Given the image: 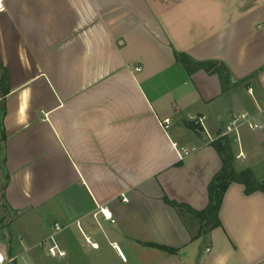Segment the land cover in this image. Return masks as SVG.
<instances>
[{
  "label": "crops",
  "instance_id": "obj_1",
  "mask_svg": "<svg viewBox=\"0 0 264 264\" xmlns=\"http://www.w3.org/2000/svg\"><path fill=\"white\" fill-rule=\"evenodd\" d=\"M263 110L264 0H0V264H264V191L192 212L223 167L195 120Z\"/></svg>",
  "mask_w": 264,
  "mask_h": 264
},
{
  "label": "trees",
  "instance_id": "obj_2",
  "mask_svg": "<svg viewBox=\"0 0 264 264\" xmlns=\"http://www.w3.org/2000/svg\"><path fill=\"white\" fill-rule=\"evenodd\" d=\"M185 64L187 70L192 73L200 69L210 70L216 66L215 64H196L191 62L186 57H179ZM218 73L220 70H217ZM231 82V79H229ZM213 147L217 149L221 158L223 167L222 170L215 176L209 187L210 203L207 209L203 212L192 211L202 222L203 227L200 235H205L209 231L220 227L221 221L219 218L220 209L223 204L224 196L232 183H240L245 185L246 193L251 195L258 191H264V183L258 181L251 169H246L238 172L234 166L235 153L234 142L231 139H222L214 142ZM160 248L159 246H155Z\"/></svg>",
  "mask_w": 264,
  "mask_h": 264
},
{
  "label": "built area",
  "instance_id": "obj_3",
  "mask_svg": "<svg viewBox=\"0 0 264 264\" xmlns=\"http://www.w3.org/2000/svg\"><path fill=\"white\" fill-rule=\"evenodd\" d=\"M137 71H141V69L138 68ZM248 91L252 95V89L250 88ZM261 114L264 115V110L261 112ZM204 121L205 118H198L195 120V124L203 128L207 138V142L209 144H213L214 142L222 139H231L232 141L239 143V145L241 146V132L244 127H248L251 131H261L264 129V123L258 122L255 119V117L249 113H243L238 116H235L217 137H213L208 131V129L205 127ZM170 124L171 123L169 121L166 122L164 128L167 129ZM175 148L180 160L186 159L189 155L197 151V149L194 147L189 146L185 148H179L176 144H175ZM237 158L246 159V156L242 150L237 156ZM124 201H126V199H124ZM101 213L103 214L105 219L112 220V213L109 212L108 209H101ZM61 230H62L61 226L59 224H56L54 227L55 233H58ZM50 241L52 244L48 248L49 255L52 258H65L67 256V252L62 250L60 246L57 244L55 240V234H53L50 237ZM116 249L121 254L123 260H126L120 248L117 246Z\"/></svg>",
  "mask_w": 264,
  "mask_h": 264
},
{
  "label": "rangeland",
  "instance_id": "obj_4",
  "mask_svg": "<svg viewBox=\"0 0 264 264\" xmlns=\"http://www.w3.org/2000/svg\"><path fill=\"white\" fill-rule=\"evenodd\" d=\"M241 96L246 98V100H248L249 102H252L251 97L248 96L247 90H245L241 94ZM253 132L255 134V133H258L260 131H251L248 127H244V129L242 130V133H244L242 137L245 139V141L248 142V144H250L252 146V148L256 149L255 151H259L258 152L259 157H256V158L254 157L249 162V165H252V167H253L252 171H253L256 179L258 181L263 182L264 180H262V179H264V145L257 144V141L254 139V136L252 135Z\"/></svg>",
  "mask_w": 264,
  "mask_h": 264
},
{
  "label": "water",
  "instance_id": "obj_5",
  "mask_svg": "<svg viewBox=\"0 0 264 264\" xmlns=\"http://www.w3.org/2000/svg\"><path fill=\"white\" fill-rule=\"evenodd\" d=\"M263 183H264V181H263Z\"/></svg>",
  "mask_w": 264,
  "mask_h": 264
}]
</instances>
